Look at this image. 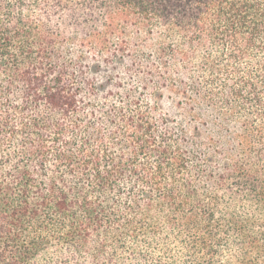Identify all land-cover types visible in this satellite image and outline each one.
Wrapping results in <instances>:
<instances>
[{"label": "trees", "instance_id": "1", "mask_svg": "<svg viewBox=\"0 0 264 264\" xmlns=\"http://www.w3.org/2000/svg\"><path fill=\"white\" fill-rule=\"evenodd\" d=\"M0 264H264V0H0Z\"/></svg>", "mask_w": 264, "mask_h": 264}, {"label": "rangeland", "instance_id": "2", "mask_svg": "<svg viewBox=\"0 0 264 264\" xmlns=\"http://www.w3.org/2000/svg\"><path fill=\"white\" fill-rule=\"evenodd\" d=\"M126 82H129L127 76H122ZM182 95L178 93L168 94L166 92V100L163 104V112L168 113L169 117H173L176 124L187 128V111L183 105ZM185 104V103H184Z\"/></svg>", "mask_w": 264, "mask_h": 264}]
</instances>
